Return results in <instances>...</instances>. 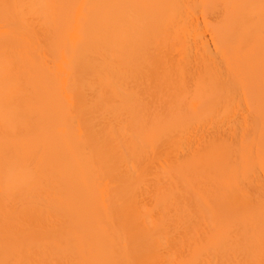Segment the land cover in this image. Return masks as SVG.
<instances>
[{"label": "bare ground", "instance_id": "1", "mask_svg": "<svg viewBox=\"0 0 264 264\" xmlns=\"http://www.w3.org/2000/svg\"><path fill=\"white\" fill-rule=\"evenodd\" d=\"M0 264H264V0H0Z\"/></svg>", "mask_w": 264, "mask_h": 264}]
</instances>
